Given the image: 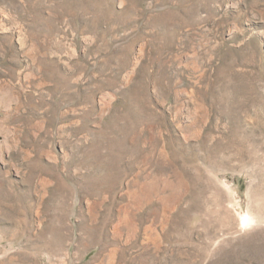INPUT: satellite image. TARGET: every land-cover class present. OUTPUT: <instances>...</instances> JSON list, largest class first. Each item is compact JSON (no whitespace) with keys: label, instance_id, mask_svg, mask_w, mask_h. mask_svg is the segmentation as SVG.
Here are the masks:
<instances>
[{"label":"rangeland","instance_id":"1","mask_svg":"<svg viewBox=\"0 0 264 264\" xmlns=\"http://www.w3.org/2000/svg\"><path fill=\"white\" fill-rule=\"evenodd\" d=\"M0 264H264V0H0Z\"/></svg>","mask_w":264,"mask_h":264},{"label":"bare ground","instance_id":"2","mask_svg":"<svg viewBox=\"0 0 264 264\" xmlns=\"http://www.w3.org/2000/svg\"><path fill=\"white\" fill-rule=\"evenodd\" d=\"M124 216H125V215H124ZM126 217H127V216H126ZM126 217H125V218H126ZM116 234H119V231H118V230L115 231L114 235H116Z\"/></svg>","mask_w":264,"mask_h":264}]
</instances>
